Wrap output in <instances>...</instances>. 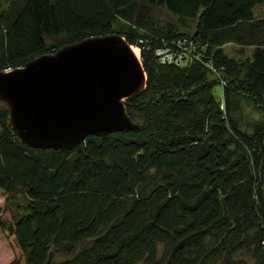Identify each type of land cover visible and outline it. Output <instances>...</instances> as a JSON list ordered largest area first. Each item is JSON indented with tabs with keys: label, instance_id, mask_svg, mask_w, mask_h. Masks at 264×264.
<instances>
[{
	"label": "trees",
	"instance_id": "trees-1",
	"mask_svg": "<svg viewBox=\"0 0 264 264\" xmlns=\"http://www.w3.org/2000/svg\"><path fill=\"white\" fill-rule=\"evenodd\" d=\"M262 5L0 0V72L115 35L146 75L139 130L71 151L23 146L0 102V231L24 264H264Z\"/></svg>",
	"mask_w": 264,
	"mask_h": 264
},
{
	"label": "water",
	"instance_id": "water-1",
	"mask_svg": "<svg viewBox=\"0 0 264 264\" xmlns=\"http://www.w3.org/2000/svg\"><path fill=\"white\" fill-rule=\"evenodd\" d=\"M146 88L140 59L120 36L92 38L0 72L9 128L32 149L71 151L87 137L136 132L125 101Z\"/></svg>",
	"mask_w": 264,
	"mask_h": 264
},
{
	"label": "rangeland",
	"instance_id": "rangeland-1",
	"mask_svg": "<svg viewBox=\"0 0 264 264\" xmlns=\"http://www.w3.org/2000/svg\"><path fill=\"white\" fill-rule=\"evenodd\" d=\"M157 18L159 21H165V20H171V17L167 14V12L164 9H158L157 10ZM257 13L259 16H264V5L259 7L257 9ZM228 47V46H227ZM133 49H136L138 54V59H140V52L139 49L136 47H132ZM227 52L229 54H232V48H227ZM249 51H247V54ZM214 95L217 99H221L222 97V88L217 85L214 88ZM246 116H251L250 109H246L245 111ZM4 203V193L0 191V209H2ZM2 217L4 219H8L7 214H3ZM0 264H24V258L17 247L14 238L9 235L6 232L0 231Z\"/></svg>",
	"mask_w": 264,
	"mask_h": 264
},
{
	"label": "bare ground",
	"instance_id": "bare-ground-1",
	"mask_svg": "<svg viewBox=\"0 0 264 264\" xmlns=\"http://www.w3.org/2000/svg\"><path fill=\"white\" fill-rule=\"evenodd\" d=\"M132 50L134 51L135 55L137 56V54H138L137 50L136 49H133V48H132Z\"/></svg>",
	"mask_w": 264,
	"mask_h": 264
},
{
	"label": "built area",
	"instance_id": "built-area-1",
	"mask_svg": "<svg viewBox=\"0 0 264 264\" xmlns=\"http://www.w3.org/2000/svg\"><path fill=\"white\" fill-rule=\"evenodd\" d=\"M163 55L164 56V58H165V55H166V52H161V53H159V55Z\"/></svg>",
	"mask_w": 264,
	"mask_h": 264
},
{
	"label": "crops",
	"instance_id": "crops-1",
	"mask_svg": "<svg viewBox=\"0 0 264 264\" xmlns=\"http://www.w3.org/2000/svg\"><path fill=\"white\" fill-rule=\"evenodd\" d=\"M2 192V191H1Z\"/></svg>",
	"mask_w": 264,
	"mask_h": 264
}]
</instances>
